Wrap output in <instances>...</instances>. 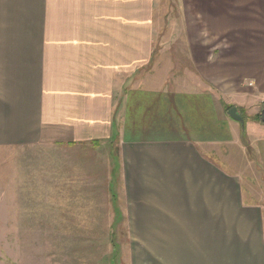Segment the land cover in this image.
<instances>
[{"label": "crops", "instance_id": "0c3cea01", "mask_svg": "<svg viewBox=\"0 0 264 264\" xmlns=\"http://www.w3.org/2000/svg\"><path fill=\"white\" fill-rule=\"evenodd\" d=\"M160 5L0 0V149L42 146L59 154L116 142L118 158L110 148L104 170L115 185L120 164L129 264H264V210L246 195L250 158L243 155L244 129L257 130L260 144L251 142L264 167V0H178L172 24L182 27L198 77L174 84L171 72H145ZM129 57L146 58L129 71ZM245 81L255 83L247 92ZM218 90L242 115L249 110L244 125ZM68 158L57 159L61 170ZM45 193L39 201L55 200L53 188ZM61 217L54 225L75 228ZM77 217L71 232L103 227L94 216ZM46 224L52 221L38 227Z\"/></svg>", "mask_w": 264, "mask_h": 264}, {"label": "rangeland", "instance_id": "374dc122", "mask_svg": "<svg viewBox=\"0 0 264 264\" xmlns=\"http://www.w3.org/2000/svg\"><path fill=\"white\" fill-rule=\"evenodd\" d=\"M177 4L178 0H163L162 7L160 5L159 29L154 43L151 42L154 53L151 64L145 68V72L151 74V68L156 66L155 75H158V72L162 75L171 72L170 84L180 81L185 76L187 82L193 83L197 80L198 74L188 58V45L182 27L172 24V17L177 12ZM146 45L147 43H144L143 49ZM145 58L129 57V71ZM254 84L252 81H245L243 90L247 92V88L254 87ZM218 91L216 93L223 96L225 110L229 112L236 107L226 90H221V93ZM117 111L118 106L116 114ZM238 113L241 114L240 111ZM248 114L250 112L246 110V115L241 114V116L247 119L251 116ZM256 131L253 129L252 133L245 132L243 141L245 147L247 146V152L243 154L245 160L250 158L247 170L244 171L245 188L247 187L245 192L247 196L251 195L256 200V204L264 210L262 155L256 152V147L251 142L255 141L256 146L260 144L256 140V135L259 133ZM263 138L264 136L261 137ZM90 147L91 145L77 147L74 152L61 151L59 154L54 149L42 146L0 149V264H129L127 249L129 237L123 218V201L120 198V164L117 161V167H113L112 181L115 185L109 186L106 182L107 172L104 170V158L105 155L107 158L109 149L111 148V153L118 158L119 148L116 142L111 147L105 144L99 150ZM63 155L69 157L70 162L61 170L57 159ZM9 165L12 169L7 176L2 172L6 174ZM33 179L37 186L33 185ZM18 183L21 186H18ZM31 188L34 189L36 201L27 200L33 198L29 193ZM51 188L56 192L53 195L55 200L39 201V193L46 197V189ZM89 191L91 196L88 195ZM17 194L20 199L13 203L11 200ZM92 198H96L95 202L90 200ZM9 205H14L15 208H11L10 211ZM23 211L31 217H23ZM43 213L48 214L41 215ZM87 214L94 216L95 225L102 224L103 227L95 228L96 232L93 233L71 232L78 226L77 216ZM60 216H62L61 220L67 217H70V222L75 220V228L70 227V224L68 226L65 224L64 228L54 225ZM114 219L115 225H113ZM43 220L52 221V224H46L47 227L43 228L38 227L39 222ZM111 221L112 225L108 227ZM116 225L117 227H114ZM41 229L45 232L40 233Z\"/></svg>", "mask_w": 264, "mask_h": 264}, {"label": "water", "instance_id": "95a60500", "mask_svg": "<svg viewBox=\"0 0 264 264\" xmlns=\"http://www.w3.org/2000/svg\"><path fill=\"white\" fill-rule=\"evenodd\" d=\"M228 114L235 120L240 121L244 125V118L241 116V114L238 113V109L234 107L232 110L228 112ZM261 120L264 121V108L261 113Z\"/></svg>", "mask_w": 264, "mask_h": 264}, {"label": "trees", "instance_id": "16d2710c", "mask_svg": "<svg viewBox=\"0 0 264 264\" xmlns=\"http://www.w3.org/2000/svg\"><path fill=\"white\" fill-rule=\"evenodd\" d=\"M259 119H260V117H259ZM243 135L245 136V129H244V134Z\"/></svg>", "mask_w": 264, "mask_h": 264}]
</instances>
